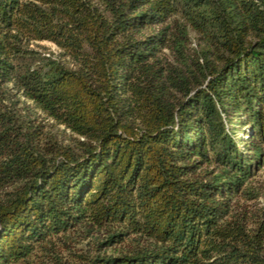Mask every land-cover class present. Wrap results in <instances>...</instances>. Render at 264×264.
<instances>
[{"label":"trees","instance_id":"obj_1","mask_svg":"<svg viewBox=\"0 0 264 264\" xmlns=\"http://www.w3.org/2000/svg\"><path fill=\"white\" fill-rule=\"evenodd\" d=\"M11 88L72 135L0 112V264L94 229L77 264H264V0H0Z\"/></svg>","mask_w":264,"mask_h":264},{"label":"rangeland","instance_id":"obj_2","mask_svg":"<svg viewBox=\"0 0 264 264\" xmlns=\"http://www.w3.org/2000/svg\"><path fill=\"white\" fill-rule=\"evenodd\" d=\"M193 43L195 45V33H191ZM30 48L37 51L41 56L51 55L53 58L61 59L63 62H69L67 57L62 55V50L51 41H34L30 44ZM12 87V86H11ZM11 111L14 115H18L19 122L25 123L27 119H37L36 121H42L45 125L47 132L58 136L59 141L67 143L70 141L71 131L64 126L58 125L54 120L46 116L41 110H39L32 101L26 99L21 93L13 90H8L5 96L0 95V112L7 113ZM245 119V117H242ZM235 123V137L239 139H247V133L250 128L249 125L240 123L237 118L234 119ZM244 148V144L240 143ZM246 193L241 194L236 201L238 207H247L250 211H258L264 208V170L257 172L248 184ZM70 234V238L57 241V250L64 264H77L82 261L81 256L93 255L100 247L99 241L105 238L106 233L103 229H94L92 231L75 230ZM125 244V243H124ZM122 244V245H124ZM116 247L121 248V245ZM106 247H101L100 252L104 253ZM115 248L107 249L108 252H113ZM45 255L38 251V254L34 256L33 260L37 264H60L56 259L47 258V263H42Z\"/></svg>","mask_w":264,"mask_h":264}]
</instances>
